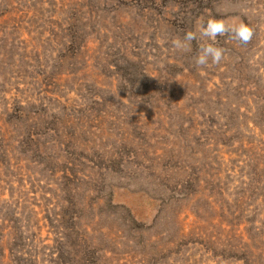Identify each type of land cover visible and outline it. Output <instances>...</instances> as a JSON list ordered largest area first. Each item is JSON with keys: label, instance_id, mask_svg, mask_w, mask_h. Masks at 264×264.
I'll use <instances>...</instances> for the list:
<instances>
[{"label": "rangeland", "instance_id": "obj_1", "mask_svg": "<svg viewBox=\"0 0 264 264\" xmlns=\"http://www.w3.org/2000/svg\"><path fill=\"white\" fill-rule=\"evenodd\" d=\"M0 264H264V0H0Z\"/></svg>", "mask_w": 264, "mask_h": 264}, {"label": "clouds", "instance_id": "obj_2", "mask_svg": "<svg viewBox=\"0 0 264 264\" xmlns=\"http://www.w3.org/2000/svg\"><path fill=\"white\" fill-rule=\"evenodd\" d=\"M199 35L202 38L213 41L218 36H228L242 45H246L252 40L254 32L251 27L245 24L229 27L222 20L210 19L206 24L200 26ZM195 39H197L196 33L189 31L185 33L183 39H174L172 45L177 50L187 51L189 50L190 43ZM224 51L223 48L216 47L211 43L202 46L195 57V64L202 68L207 66L209 60H211L212 64L218 65L224 59Z\"/></svg>", "mask_w": 264, "mask_h": 264}]
</instances>
